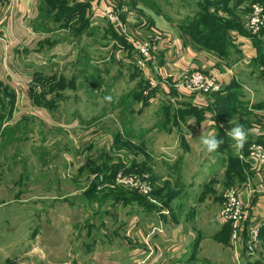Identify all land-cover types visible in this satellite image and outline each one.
<instances>
[{"label":"rangeland","instance_id":"374dc122","mask_svg":"<svg viewBox=\"0 0 264 264\" xmlns=\"http://www.w3.org/2000/svg\"><path fill=\"white\" fill-rule=\"evenodd\" d=\"M106 1L124 21L128 14L147 19L149 12L178 25L183 33L181 27L192 25L191 33L197 36L207 33L202 26L215 32L221 20L218 36L223 44L233 20L239 25L231 32L241 31L244 11L248 13L253 3L264 5V0ZM90 2L37 0L38 9L30 17L12 9L0 11L6 13L4 22L9 17L15 21L6 34L16 38L10 42L1 33L6 40L0 39V264H102V259L121 264L114 259L116 253L136 264L132 252L113 247L118 238L127 240L123 233L131 228L134 213L143 220L151 221L152 216L155 225L160 220L167 224L171 217L191 223L202 206L217 222L216 242H205L204 252H198V240L213 234L211 222L190 241L187 264H264V197L245 189L251 169L249 148L254 142L264 143L259 138L264 89L248 84L251 65L242 62L244 86L226 87L213 96L208 108L220 147L227 148L221 151L225 155L218 154L220 161L228 162L225 167L165 165L163 158L148 165L150 146H136L132 137L137 126L131 125L129 115L131 103L139 97L133 91L147 81L143 68L135 64L137 50L107 19L101 5L94 12ZM237 2L244 11L235 9ZM141 28L149 34L150 28ZM259 33L264 35V27ZM231 40L228 48L234 46ZM257 46L256 66L263 67L257 78L264 81V41ZM8 89L17 90L15 109ZM108 95L113 98L110 103L104 100ZM236 124L248 132L241 148L227 135ZM143 159L147 162H137ZM227 185L238 187L242 197L247 194L243 200L249 218L237 240L219 214ZM189 190L192 197L185 199L183 193ZM249 219L257 225L255 238ZM214 243L224 258L213 260ZM227 246L232 259L225 254Z\"/></svg>","mask_w":264,"mask_h":264},{"label":"crops","instance_id":"0c3cea01","mask_svg":"<svg viewBox=\"0 0 264 264\" xmlns=\"http://www.w3.org/2000/svg\"><path fill=\"white\" fill-rule=\"evenodd\" d=\"M9 1L4 9H12L11 12L15 14L19 12L22 17H30V14L38 9L37 0ZM87 1L90 2V0ZM90 3H92V6L95 5L92 9L94 12L100 11L101 0H91ZM241 8H244L243 4L238 5L235 9H239V12L245 10ZM5 11L7 12V10ZM5 14V12L3 15L0 14V39L6 40L1 37V33H3V35L9 36L8 39L11 42L13 40L11 34L6 33L12 29L15 21H11V17H9L7 23L4 22L7 19ZM244 14L247 15L245 11ZM148 15L147 19L144 20L138 19L136 15L133 18L130 16L126 22L128 30H143L141 27L146 25L148 29L150 28L149 34L162 32L166 35L167 40L171 42L168 47L161 51L155 63L149 64L145 68L142 67L143 69L141 68L144 78L148 82L146 81V85L142 89L134 91V96L137 93L139 97L135 103H131V107H133L132 113H129L130 116L133 115L131 125L137 126L135 128L137 130L136 137H132V139H135L134 143L136 146H150V150H147V152L151 155V160H149L151 162L148 165H156L154 161L163 158L165 165H219V168L225 167L223 164H228V162L224 163V159L220 161L218 156V154L225 155L221 152L224 150L218 148L216 151L209 153L199 140L203 133L207 135L209 132L215 134L217 132L214 126L216 124L213 114L208 109L211 108L214 99L211 95L201 98L187 89L179 87L178 77L184 70L200 69L214 73L221 80L224 88L227 87L228 89L230 85L244 83L242 75L245 72L242 70V62L247 60L251 65L247 72L249 74L248 84L254 89L258 85L261 86V89H264V81L257 78L258 69H263V67L256 66L259 55L257 45L258 42L264 41V35L259 33L251 37L239 30L232 31L230 34L234 46L223 53L194 42L186 33L181 32L182 30L178 25L174 27L153 13L148 12ZM3 16H5L4 19ZM244 17L245 19L242 20L241 24L242 29L246 31L244 27L246 16ZM14 39L13 41H16V38ZM238 56L240 57L237 58ZM155 76L156 78H154ZM152 79L155 80L153 88L151 86ZM122 114L120 112V116ZM261 122L262 131L259 132V138L264 141V115ZM153 156L154 160L152 159ZM143 160L137 162H147L145 159ZM209 168V166L206 167L207 170ZM248 178L254 186L259 185V176L255 172L249 173ZM189 192L185 191L183 193L185 199L192 197L191 190ZM254 195L264 197V191ZM246 196L247 194L244 192L243 198ZM186 212L182 211V213ZM149 217L152 218L151 221L155 220L151 226L149 225L150 220H143L139 213H134L131 217V228L123 233L125 236L127 235V240L118 238L113 241L115 242L113 245L115 251L119 249L118 251L132 252L131 255L134 256L132 260H137L136 264L141 261H145L147 264H187L186 256L189 253L190 241H193L199 230L207 225L210 227L211 222L213 234L212 236H203L201 240H198V252L200 250L204 252L205 242H216L213 235L216 233L217 222L205 206H202L196 214V221L191 223L171 217L170 222H167V224L165 221L160 220L158 222L161 224L155 225L157 219L152 216ZM134 226L136 228H132ZM97 248L100 249L99 246ZM227 250L225 254L228 255L229 259H232L234 255L231 247L227 246ZM212 252L213 260L225 257L215 243ZM114 259L120 260L121 264H130L129 258L124 261V258L117 253L114 255ZM94 262L95 258L92 263ZM99 262L102 264L108 263L104 259Z\"/></svg>","mask_w":264,"mask_h":264},{"label":"built area","instance_id":"2783aa9c","mask_svg":"<svg viewBox=\"0 0 264 264\" xmlns=\"http://www.w3.org/2000/svg\"><path fill=\"white\" fill-rule=\"evenodd\" d=\"M81 1V0H80ZM9 0L0 1V11L9 4ZM101 7L107 19L113 23L117 31L126 39L133 42L137 50L136 64L140 67H148L158 59V55L165 47L170 45L166 35L162 32H155L146 34L140 30H128L126 22L130 14L124 19L121 18L120 13L109 9L107 3L101 0ZM124 11H127L124 9ZM245 30L248 36H255L264 27V5L260 3H253L250 6L244 23ZM152 66V65H151ZM154 68V66H152ZM155 85V80L152 79V88ZM178 86L185 88L188 91L196 94L199 97H205L224 89L223 83L214 73L206 72L200 69H187L182 71L178 77ZM251 169L249 173L255 172L259 176V185L254 186L250 180L246 185V190L249 194H255L264 191V143L254 142L249 148ZM136 185L138 184L135 183ZM220 216L229 223L231 227L232 237L239 239L241 232L248 221L247 205L245 204L241 190L233 185H227L222 193V205L219 212ZM250 229L253 231V237L257 236V225L252 224L251 219ZM248 225V226H249ZM250 242V241H249ZM138 264H147L145 261L138 262Z\"/></svg>","mask_w":264,"mask_h":264},{"label":"trees","instance_id":"16d2710c","mask_svg":"<svg viewBox=\"0 0 264 264\" xmlns=\"http://www.w3.org/2000/svg\"><path fill=\"white\" fill-rule=\"evenodd\" d=\"M1 1V0H0ZM238 1H243V0H238ZM222 3V6L224 5V6H226V5H228V4H226L225 2H221ZM242 4V3H241ZM235 5L236 6H238V5H240V3L239 2H237V3H235ZM217 6H218V3H217ZM220 6V5H219ZM225 8H228L227 6L225 7ZM229 9V8H228ZM226 10V9H225ZM233 22L234 23H232V24H230L231 26V28H230V32H231V29L232 30H235V28L239 25V23L238 22H236L235 20H233ZM242 25V24H241ZM189 27L186 29L185 27H181L186 33H188V34H191V36L192 37H189V38H191L194 42H196V43H198V44H200V45H202V46H205V47H208L209 49H216V50H218V51H220V52H223V53H225V52H227L228 50H229V48H228V42H229V39H232L231 38V34H230V32L229 33H226L225 34V38H226V40H227V43H225V44H223V43H221V42H223V40H222V37L220 38L218 35H220V31L221 30H223V26H222V21L220 20H218V25H217V27H216V31L215 32H211V33H209L210 31H208L209 29H205V27H203L202 26V28H203V31H205V32H207V33H202L200 36H197V35H192V33H191V27H192V25H188ZM243 27V26H242ZM242 27H241V32L242 33H246V34H248V32L247 31H244L243 29H242ZM185 28V29H184ZM207 30V31H206ZM194 32V31H193ZM201 33V32H200ZM200 33H198V34H200ZM121 35V34H120ZM122 36V35H121ZM207 36V37H206ZM216 38V39H215ZM214 40H218V42H214ZM209 41H213L212 43L211 42H209ZM231 42V44H232V40L230 41ZM10 88H12V87H10ZM9 91V93H11V95L14 97V106H13V108L15 109V107H16V104H17V102H18V100H17V90L15 89H13L14 91H12L11 92V90L10 89H8ZM225 91V88L221 91L222 93ZM134 92V91H133ZM221 92H217V93H214V95L212 94L211 96H212V98L214 99L215 97H213V96H217V94H220ZM13 93V94H12ZM127 96V95H126ZM12 99V98H11ZM125 100V98L124 99H122V103H123V101ZM214 101V100H213ZM121 103V104H122ZM126 104H128V102L126 103ZM216 138H217V136H216ZM218 140H219V138H217ZM224 149H227V148H225V147H220L219 146V150H224ZM262 233V232H261ZM264 233V232H263ZM250 264V263H249Z\"/></svg>","mask_w":264,"mask_h":264},{"label":"clouds","instance_id":"9594fccd","mask_svg":"<svg viewBox=\"0 0 264 264\" xmlns=\"http://www.w3.org/2000/svg\"><path fill=\"white\" fill-rule=\"evenodd\" d=\"M112 96L108 95L104 97L106 102H112ZM215 133L209 132L207 135L204 133L199 138L201 144L204 146L205 150L209 153L216 151L220 144L222 143L221 140L216 138ZM227 135L231 138V140L235 141V145L238 148H241L243 144L246 142L248 132L245 131L243 125L236 124L230 131H228Z\"/></svg>","mask_w":264,"mask_h":264}]
</instances>
